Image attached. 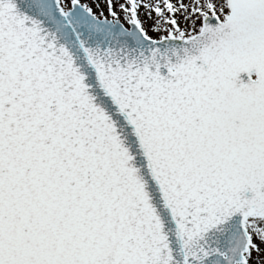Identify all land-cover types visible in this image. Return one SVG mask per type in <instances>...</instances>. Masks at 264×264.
Returning a JSON list of instances; mask_svg holds the SVG:
<instances>
[{"label": "snow or ice", "instance_id": "6c2138e0", "mask_svg": "<svg viewBox=\"0 0 264 264\" xmlns=\"http://www.w3.org/2000/svg\"><path fill=\"white\" fill-rule=\"evenodd\" d=\"M0 264H264V0H0Z\"/></svg>", "mask_w": 264, "mask_h": 264}]
</instances>
